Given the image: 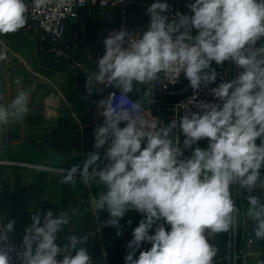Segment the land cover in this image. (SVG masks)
<instances>
[{
	"label": "clouds",
	"instance_id": "1",
	"mask_svg": "<svg viewBox=\"0 0 264 264\" xmlns=\"http://www.w3.org/2000/svg\"><path fill=\"white\" fill-rule=\"evenodd\" d=\"M33 2L41 7L48 0ZM185 7L191 15L177 12L170 19L167 0H154L146 8L150 19L142 34L122 28L102 41L103 55L86 76L88 95L107 84L127 101L136 85L147 87L130 103L117 105L116 92L96 101L103 122L93 131L94 150L82 163L59 170L63 184L75 186L79 177L85 187L101 189L89 200L96 221L99 213H108L97 232L110 226L121 236L125 215L141 214L125 245L124 264H216L218 249L208 234L234 228L241 213L235 194L247 202L251 236L264 241V195L257 192L264 190V0H191ZM28 11L26 0H0V35L24 28ZM6 58L7 52L0 51V61ZM213 62H232L238 69L234 79L211 89L218 103L201 102L199 112L169 123L146 116L145 101L153 100L161 73L183 72L196 92L216 83ZM15 83V96L0 103V135L30 112V90L21 87L19 77ZM202 140L206 148L199 146ZM84 211H36L19 249L10 239L16 221L0 222V264H92L84 247L88 235L57 242ZM144 243L151 247L141 250Z\"/></svg>",
	"mask_w": 264,
	"mask_h": 264
},
{
	"label": "crops",
	"instance_id": "2",
	"mask_svg": "<svg viewBox=\"0 0 264 264\" xmlns=\"http://www.w3.org/2000/svg\"><path fill=\"white\" fill-rule=\"evenodd\" d=\"M128 9V27L143 33L147 29L149 16L146 8L154 0H131ZM175 7L186 8L191 0H167ZM78 17L65 23L61 42L50 35L29 31L26 27L16 33L0 35V51L7 58L0 61V103L9 102L18 91L15 83L19 77L21 87L31 92L30 112L23 122L9 127L0 135V222L14 219L15 230L10 235L22 242L25 227L31 222V214L51 208L54 213L79 207L83 216H77L65 226L58 237L63 244L72 234L88 235L87 247L92 264H124L125 245L132 239V231L143 218L136 211H129L120 221L122 235L117 236L115 227L106 226L97 232V224L108 218L107 212L99 213V220L92 215L89 203L91 196L101 190L95 184L85 187L77 177L75 186L61 183L60 169L82 163L86 154L93 151L95 127L103 122L95 107L96 101L106 95L102 86L96 95L84 93L86 76L95 70L94 58L104 51L102 41L108 31L121 24V12L112 7H85ZM195 34V33H194ZM230 62L222 66L229 67ZM212 67H218L214 62ZM237 69V68H236ZM188 80L180 86L160 95V104L151 99L145 101V110L157 116V123H169L182 116L175 106L180 95L187 90ZM146 85H136L129 96L135 101L143 97ZM113 91L117 89L110 87ZM62 95L55 118L49 120L44 112L51 91ZM155 86L153 87L154 95ZM153 97V96H152ZM124 125L121 124V127ZM183 140V136H181ZM259 143V141H257ZM207 147V140L199 142ZM195 147V146H194ZM185 155H190L185 151ZM35 165L45 170L37 172ZM264 175V170H262ZM264 195V190H257ZM256 194V193H254ZM236 204L241 209L235 224V264H258L264 260V241L251 236V221L247 222L244 198L235 194ZM131 220L129 225L127 221ZM152 234V231H150ZM253 238L251 249L247 242ZM208 239L218 249L216 264H230L229 232L208 234ZM150 244H142L147 250ZM139 252H137V256Z\"/></svg>",
	"mask_w": 264,
	"mask_h": 264
},
{
	"label": "built area",
	"instance_id": "3",
	"mask_svg": "<svg viewBox=\"0 0 264 264\" xmlns=\"http://www.w3.org/2000/svg\"><path fill=\"white\" fill-rule=\"evenodd\" d=\"M26 3L29 5L28 11V23L25 26L27 30L31 31H38L47 35H50L51 39L55 42H61L64 33H65V23L68 20H74L78 17V12L80 9L85 7H95V6H102V7H112L115 6L121 12V24L118 27L112 28V30L108 31L106 37L112 31H119L122 28L128 31L130 34L139 35L142 32L133 30L132 28L128 27V9L132 3L131 0H48L46 5L41 7H36L34 5L33 0H26ZM169 4V11L168 15L169 18L175 17L177 12L182 14L191 15L190 10L186 8L175 7L173 4L168 2ZM103 55V51L97 53L94 58V66L96 67V59ZM217 72V80L216 83L209 85L207 88L203 86L197 90L196 92L193 91L189 82L187 86V91L182 93L176 102V107L178 105H185V108H178L180 114L183 116L186 112H199L200 109L197 105L201 102L204 103H218L217 99L211 94V89L218 86L220 82L223 81H230V72L229 67L218 66L214 67ZM236 74L238 69L235 70ZM236 76V75H235ZM184 75L183 72H180L178 75L175 73H161L160 77L157 81L154 82L155 90L154 95L152 97L153 100L151 102L154 105L160 104L159 97L160 95L169 92L170 90H174L180 86L183 82ZM105 91L106 97L111 92H116L117 95L114 98L115 103L119 105L120 103H130V101H135L132 97L129 96L128 100L125 101L123 97L119 95V91H113L110 89L107 84L100 85ZM96 89L93 90L90 96L96 95ZM57 100L55 99H48L45 105L44 112H46L48 117L56 116L57 109L59 107V103H61L64 99L62 95H59L57 92ZM84 93L88 95L86 88L84 89ZM99 98V100L103 99ZM195 97V99H193ZM98 100V101H99ZM97 114L99 115L100 109L97 108V104L95 107ZM145 114L149 119L155 120L157 122V116L154 113L145 110ZM123 125V124H122ZM10 239L15 244L17 249H19L21 242L16 241L11 235ZM254 239L250 238L247 242V246L249 249L252 247ZM18 264V262H17Z\"/></svg>",
	"mask_w": 264,
	"mask_h": 264
},
{
	"label": "water",
	"instance_id": "4",
	"mask_svg": "<svg viewBox=\"0 0 264 264\" xmlns=\"http://www.w3.org/2000/svg\"><path fill=\"white\" fill-rule=\"evenodd\" d=\"M235 70H236V66L232 62H230V64H229L230 80L235 78V75H236ZM229 235H230V239H229L230 264H235V255H236V251H235V245H236L235 226L233 229H231L229 231Z\"/></svg>",
	"mask_w": 264,
	"mask_h": 264
},
{
	"label": "rangeland",
	"instance_id": "5",
	"mask_svg": "<svg viewBox=\"0 0 264 264\" xmlns=\"http://www.w3.org/2000/svg\"><path fill=\"white\" fill-rule=\"evenodd\" d=\"M50 93V98L49 99H55L56 101H60V100H57V94L55 93V90H53V91H51V92H49ZM45 115H46V117L49 119V120H51V118H55L56 116H51V117H48L47 116V114H46V112H45Z\"/></svg>",
	"mask_w": 264,
	"mask_h": 264
}]
</instances>
